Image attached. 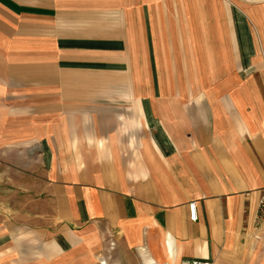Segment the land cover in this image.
<instances>
[{"label": "crops", "instance_id": "1", "mask_svg": "<svg viewBox=\"0 0 264 264\" xmlns=\"http://www.w3.org/2000/svg\"><path fill=\"white\" fill-rule=\"evenodd\" d=\"M263 189L264 0H0V264H264Z\"/></svg>", "mask_w": 264, "mask_h": 264}, {"label": "rangeland", "instance_id": "2", "mask_svg": "<svg viewBox=\"0 0 264 264\" xmlns=\"http://www.w3.org/2000/svg\"><path fill=\"white\" fill-rule=\"evenodd\" d=\"M107 244V254H106V261L105 264H140L136 262V257L132 253H119V255L112 256L114 254L113 247L111 246V243L109 239H106ZM111 256V257H110ZM109 257V258H108ZM143 261L144 255H143ZM100 264H104L101 260H99ZM146 264V263H145Z\"/></svg>", "mask_w": 264, "mask_h": 264}, {"label": "built area", "instance_id": "3", "mask_svg": "<svg viewBox=\"0 0 264 264\" xmlns=\"http://www.w3.org/2000/svg\"><path fill=\"white\" fill-rule=\"evenodd\" d=\"M189 220L195 222L197 220L196 214V203L192 201L187 205ZM255 221L258 223L260 220L264 219V189L261 191L258 203L257 210L255 214ZM191 264H209L207 262H192Z\"/></svg>", "mask_w": 264, "mask_h": 264}, {"label": "bare ground", "instance_id": "4", "mask_svg": "<svg viewBox=\"0 0 264 264\" xmlns=\"http://www.w3.org/2000/svg\"><path fill=\"white\" fill-rule=\"evenodd\" d=\"M144 260H145V263L154 264V262L146 254H144Z\"/></svg>", "mask_w": 264, "mask_h": 264}]
</instances>
